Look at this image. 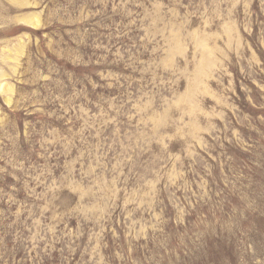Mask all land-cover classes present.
Returning a JSON list of instances; mask_svg holds the SVG:
<instances>
[{"label": "rangeland", "instance_id": "rangeland-1", "mask_svg": "<svg viewBox=\"0 0 264 264\" xmlns=\"http://www.w3.org/2000/svg\"><path fill=\"white\" fill-rule=\"evenodd\" d=\"M0 264H264V0H0Z\"/></svg>", "mask_w": 264, "mask_h": 264}, {"label": "bare ground", "instance_id": "bare-ground-1", "mask_svg": "<svg viewBox=\"0 0 264 264\" xmlns=\"http://www.w3.org/2000/svg\"><path fill=\"white\" fill-rule=\"evenodd\" d=\"M39 21L36 23V21L33 23L34 25H38Z\"/></svg>", "mask_w": 264, "mask_h": 264}]
</instances>
